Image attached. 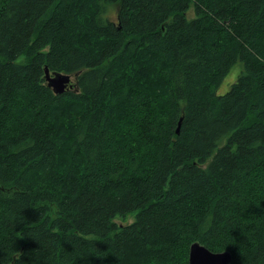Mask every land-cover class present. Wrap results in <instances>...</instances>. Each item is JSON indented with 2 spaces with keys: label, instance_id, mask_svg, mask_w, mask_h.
<instances>
[{
  "label": "trees",
  "instance_id": "16d2710c",
  "mask_svg": "<svg viewBox=\"0 0 264 264\" xmlns=\"http://www.w3.org/2000/svg\"><path fill=\"white\" fill-rule=\"evenodd\" d=\"M194 243L264 264V0H0V264Z\"/></svg>",
  "mask_w": 264,
  "mask_h": 264
},
{
  "label": "water",
  "instance_id": "95a60500",
  "mask_svg": "<svg viewBox=\"0 0 264 264\" xmlns=\"http://www.w3.org/2000/svg\"><path fill=\"white\" fill-rule=\"evenodd\" d=\"M47 85L52 88L56 95L63 94L66 90L72 88V76L63 73H51L46 68ZM183 118H181L178 127L180 132ZM189 264H233L232 256L229 252L216 253L207 249L200 243L192 244L189 254Z\"/></svg>",
  "mask_w": 264,
  "mask_h": 264
},
{
  "label": "rangeland",
  "instance_id": "374dc122",
  "mask_svg": "<svg viewBox=\"0 0 264 264\" xmlns=\"http://www.w3.org/2000/svg\"><path fill=\"white\" fill-rule=\"evenodd\" d=\"M189 18H193L195 17V8L192 5L187 13ZM25 57H20L16 62L17 63H24L25 62ZM242 71V65L241 64H237L232 71L230 72V74L228 75V77L226 78L225 82L223 83L222 87L220 88V92L219 94H223L225 93L230 85L238 78V76L240 75ZM72 88L74 87V85H76L77 82V75H72ZM56 212V210L53 211V214ZM136 218V214H129L125 217H117L115 219V222L119 225V226H124L130 223H133L135 221Z\"/></svg>",
  "mask_w": 264,
  "mask_h": 264
}]
</instances>
